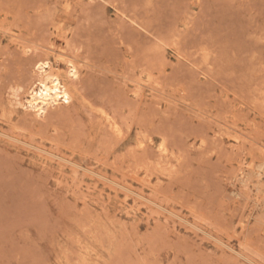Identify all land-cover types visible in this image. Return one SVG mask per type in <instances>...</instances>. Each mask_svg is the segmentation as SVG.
I'll use <instances>...</instances> for the list:
<instances>
[{
  "label": "rangeland",
  "instance_id": "rangeland-1",
  "mask_svg": "<svg viewBox=\"0 0 264 264\" xmlns=\"http://www.w3.org/2000/svg\"><path fill=\"white\" fill-rule=\"evenodd\" d=\"M259 174L264 0H0V264H264Z\"/></svg>",
  "mask_w": 264,
  "mask_h": 264
},
{
  "label": "bare ground",
  "instance_id": "bare-ground-1",
  "mask_svg": "<svg viewBox=\"0 0 264 264\" xmlns=\"http://www.w3.org/2000/svg\"><path fill=\"white\" fill-rule=\"evenodd\" d=\"M66 66H67L66 72L62 73V72L58 71L55 68V66H52V64L47 60H40L39 59V61L37 60V62L34 63V68H35V70H37V74H38V80L36 81V84L33 83L29 87L28 97H27L26 101L22 102V104L27 110L33 111L35 113V114L34 113L33 114L36 117H45L48 114L49 108H51V106H55V105L58 106V104H60V103H70L71 102V100L73 98V91H72V88L66 83L65 80H66V78H70L72 80H78L80 78L81 69L83 67L81 68V66L75 60H72V59L67 60ZM111 121H112V119H111ZM117 126L119 128L118 124H117ZM117 126H115L116 129H118ZM117 132H119V129ZM32 145H34V144H32ZM39 146H42V145L39 144ZM160 148H162V147L160 146ZM162 149L164 150L165 148L163 147ZM49 152H51V151H49ZM62 157H64V155ZM65 157H64V159H65ZM262 167L263 166H261V168ZM247 175H248V173H247ZM259 175H261V174H259ZM106 176L107 175H105V177ZM261 176H264V175H261ZM249 177H250V175H249ZM117 179H119V178H117ZM243 181H245V180H243ZM111 182H113L112 179H111Z\"/></svg>",
  "mask_w": 264,
  "mask_h": 264
}]
</instances>
